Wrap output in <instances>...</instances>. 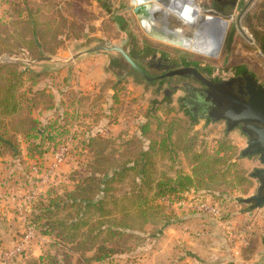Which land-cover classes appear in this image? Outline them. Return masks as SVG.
I'll return each instance as SVG.
<instances>
[{
	"label": "rangeland",
	"instance_id": "rangeland-1",
	"mask_svg": "<svg viewBox=\"0 0 264 264\" xmlns=\"http://www.w3.org/2000/svg\"><path fill=\"white\" fill-rule=\"evenodd\" d=\"M71 1H75L76 6H71L69 10L65 9L68 15L73 13L74 7L86 12L85 14L82 12L78 14L79 19L86 23L85 36L77 40L68 39V35L61 31L59 38L63 43L58 48L57 53L51 55L69 56L102 40L111 41L112 43L123 44L127 50L135 49L137 51L139 49L144 50L147 54H151L154 50L163 51L177 62L187 59L199 61L202 66L210 65L212 75L218 79L237 75V68L245 67L264 84V55L256 44L251 28L246 23V18L249 16L252 17L253 25L257 24L254 15L264 0H194L195 6L200 10V21L207 16L221 17L227 22L230 21L222 49L217 56L198 52L172 40L180 34L191 37L196 26L189 25L173 13L166 6L170 0H161L160 3L152 6L153 9L155 6L157 11L161 9L155 13L153 24L135 13L134 8L137 4L133 0ZM60 7L64 9V5ZM5 8V3L0 1V18H5ZM243 11L245 12L243 13ZM94 17L96 19H93ZM116 19L120 22H116ZM240 26L247 35L242 32ZM172 32L180 33L173 34ZM37 59H30L26 54H3L0 57V63L20 61L35 70L44 71L47 77L39 84V87H46L48 92L56 95L57 100H61L63 97L65 105L62 109H66L71 122L70 133L64 138V142L70 144L71 153L69 152L67 162L63 164L62 170L55 175V179L47 184L45 190L47 192L52 190L63 193L65 190L74 187L75 180L73 179L77 181L84 173L92 172L95 166L91 165L96 164L97 153L106 147V139L111 140L106 152L117 153L116 157L118 158L119 152L125 149L124 144L127 141L140 137V127L149 119L148 117L156 114L164 120L171 118L187 120L188 118L185 114V107H183V101L188 97V94L184 98V93L177 91L171 96H166L162 90H157L154 83H144L133 76L121 79L109 69L110 57L106 54L95 53L94 56L81 57L72 64L36 61ZM70 65H73L72 68ZM68 66L70 69L67 68ZM121 69L120 72L123 73ZM72 101L74 106L68 107ZM34 113L37 116L40 115L38 110H35ZM74 125L75 128H73ZM185 127H188L187 123ZM94 128L101 131L97 132V136H95L101 143L95 144L91 149L85 145L84 149L82 139L88 131ZM226 128L227 124L224 120L211 122L206 117H201L198 118V123L190 128V132L198 134L199 146L197 149L199 151L203 150L204 147H208L207 150L212 151L218 147L219 141L223 139ZM227 131L229 132L227 136L235 145L237 152L236 157H234L235 166L231 173H228L221 181L217 179L210 184L212 190L207 191L211 195L204 194L205 196H203V194L190 193L191 195L186 194L185 200L207 198L216 202L223 209V220H235L237 229L249 231L248 234H251V242L247 246L241 247L242 256L249 259L250 264H264V208L252 210L242 200L255 192L257 181L251 173L256 168L264 167V163L260 161L258 155L241 156L242 149L247 144V137L240 129L230 131L227 129ZM71 135L73 140L67 141L66 139ZM23 137L22 135L19 136L21 147L24 145V152L21 153V160L24 161L23 167L26 165L25 162H28V159L25 158L29 156L28 154H32L33 160L36 159L35 161L31 160L29 166L40 161L37 155H39L38 157L43 156V161L51 160L53 151L46 152L43 148L44 145H40L38 148L32 145L35 151L30 152L27 150L29 143ZM145 144L147 145V142ZM167 164L166 161H160L159 169H167ZM177 164L178 168L186 172L192 170L189 157L185 154L180 155ZM99 167L102 168L101 165ZM169 172L173 171L169 170ZM242 175L247 180L239 181L238 176L241 177ZM129 183L127 181V184ZM238 198L241 200L239 201ZM160 203L162 204L160 212L157 214L150 213L147 217H141L136 211L126 215L117 214L112 217V221H121L130 227L125 234L115 239L114 245L118 253L120 252L118 255L121 257L120 260L135 261L141 253L154 249V239L158 237L159 229L166 224L167 218L172 217L173 213L172 204L165 203V201ZM30 207L31 210L28 213L32 219V214L36 208L33 205ZM185 207V212L198 214L197 218L200 220L209 218L197 209L190 206ZM248 209L255 214L250 216L248 212H245ZM164 215L168 216L166 220ZM215 219L222 225V219ZM210 221L212 220L200 222L208 224ZM18 234L20 233L18 232ZM49 243L47 242L45 245V251L50 248ZM51 248L55 255H60V258L63 259L62 262L67 264V261L72 262L77 254L80 255V253L72 251L70 245L62 247L55 244ZM90 254L91 252L86 253L87 256ZM23 257L24 255L20 258ZM36 263L37 258H33L29 262V264Z\"/></svg>",
	"mask_w": 264,
	"mask_h": 264
},
{
	"label": "trees",
	"instance_id": "trees-1",
	"mask_svg": "<svg viewBox=\"0 0 264 264\" xmlns=\"http://www.w3.org/2000/svg\"><path fill=\"white\" fill-rule=\"evenodd\" d=\"M0 1L6 5L5 18H0V57L3 54H26L34 60L57 53L63 43L59 38L61 31L68 35V39L77 40L85 36L86 23L79 19L78 14L86 12L77 7L72 14L65 11L76 6L75 1ZM254 19L257 24L253 25L249 16L246 23L264 55V3L256 9ZM243 68H237V74ZM46 77L44 71L35 70L20 61L0 63V157L10 155L22 167L24 161L21 160L19 136H24L26 142L37 148L44 145L46 152H52L64 143V138L70 133L71 122L66 109H62L65 105L63 97L59 101L46 87H39ZM73 101L68 107L74 106ZM183 107L187 120H164L156 114L148 117L140 127V137L127 141L118 158L117 153L106 152L111 142L106 139V147L97 153L96 164L91 165L95 166L92 172L84 173L77 181L73 179L75 185L72 189L63 193L49 190L32 203L36 209L31 220L42 235L53 237L55 241L51 242V247L55 244L62 247L70 245L86 264L120 260L115 239L130 227L124 222L112 221L113 216L132 211L141 217L157 214L162 208L160 202L185 200L186 194L190 193L210 194V184L231 173L237 152L227 136V128L217 148L208 151V147H204L199 151L198 134L190 132L198 119L192 116L185 103ZM35 110L39 113L48 111L55 119L43 121L34 115ZM97 132L101 131L94 128L84 135V149L85 145L91 149L101 143L95 137ZM181 154L189 157L191 172L178 168ZM38 159L42 161L43 156ZM160 161L168 163L167 169H159ZM29 168L28 165L22 168L24 184L32 183ZM238 178L241 182L247 180L243 175ZM223 214L215 218L221 220ZM164 217L166 220L168 216ZM224 221L229 220L222 219ZM51 247L36 264H65ZM88 252L91 254L87 256Z\"/></svg>",
	"mask_w": 264,
	"mask_h": 264
},
{
	"label": "water",
	"instance_id": "water-1",
	"mask_svg": "<svg viewBox=\"0 0 264 264\" xmlns=\"http://www.w3.org/2000/svg\"><path fill=\"white\" fill-rule=\"evenodd\" d=\"M160 1L133 0L137 4L134 11L153 24L157 9L155 6L152 9V6L160 3ZM240 29L246 35L242 26ZM172 33L176 34L175 32ZM250 39L253 41L252 38ZM95 53L108 55L110 57L109 69L121 79L124 76H122L120 69L122 68L121 70L125 74L126 67L136 69L148 81L176 75L193 78L197 83L184 82L174 86L175 88L183 87L187 91L188 97L185 99V105L192 116L195 119L206 117L211 122L224 120L229 131L240 129L247 137V144L242 149L241 156L258 155L260 161L264 163V84L248 68L244 67L236 76L215 81L214 78L210 77L211 71L208 69L202 72L197 66H179L167 58L153 55L147 59V64L168 70L166 74L153 78L132 59L123 44L103 40L73 55H47L36 61L72 64L81 57ZM167 90L170 91V88ZM251 174L257 181L256 190L242 200L252 210L264 208V167L254 169Z\"/></svg>",
	"mask_w": 264,
	"mask_h": 264
},
{
	"label": "crops",
	"instance_id": "crops-1",
	"mask_svg": "<svg viewBox=\"0 0 264 264\" xmlns=\"http://www.w3.org/2000/svg\"><path fill=\"white\" fill-rule=\"evenodd\" d=\"M143 18L145 19V17ZM88 56H94V54ZM72 66L73 65H70V68H72ZM67 68L70 69L69 66ZM39 114V116H37L34 113L36 117L41 118L43 121L50 120L53 117L48 111H42V113ZM21 149L23 153L24 145H22ZM27 150L30 152L32 150L35 151L31 144H27ZM28 155L29 156L25 157L28 159V162L25 163L29 166V162L35 161L36 159L33 160V158H31L32 154ZM38 156L39 155H37V158ZM62 167L63 165L60 166L59 171L62 170ZM22 168V164L18 165L17 160L13 159L10 155L0 157V183L2 184V187L0 186V194H4V196H0V257L2 253L12 245L18 232L20 233L23 229L17 211V204L9 196L10 187H13L19 191V193H25L32 187L31 182L24 184ZM188 202L189 201L186 200L184 206H188ZM184 206L182 208V206L173 205L172 217H168L166 224L159 229L160 232L158 233V237L154 239V249L149 252L141 253L137 260L143 261L144 264L251 263L249 259L242 256V246H247L248 243L251 242V234H248L249 231L237 229L235 220L222 222V225H220L221 222H218L217 219L207 214L209 218L200 220L197 218L198 214L185 212L184 210L186 207L184 208ZM28 209L31 210V207H28ZM248 213L250 216L255 214L251 210ZM210 219L212 221L208 222V224H202L200 222ZM229 224L234 227L235 230H238L242 237H246V240H240L238 243L232 242L229 239L228 230L226 229ZM54 241L53 237L47 236L46 239L33 243L28 252L24 254V257L17 259L13 264H29L33 258H37L39 262L42 256L45 255V252H48L50 249L45 251L47 242H50L49 247H51V242ZM68 264L86 263L83 257L77 254L74 260L72 259V262ZM91 264L102 263L92 262Z\"/></svg>",
	"mask_w": 264,
	"mask_h": 264
},
{
	"label": "built area",
	"instance_id": "built-area-1",
	"mask_svg": "<svg viewBox=\"0 0 264 264\" xmlns=\"http://www.w3.org/2000/svg\"><path fill=\"white\" fill-rule=\"evenodd\" d=\"M75 127L76 126L74 125L73 128ZM66 140H73V136H69ZM69 152L71 153L70 144L65 141L54 149L50 161L46 162L42 160L30 165L32 187L25 193H19V191L10 187L9 196L17 204V211L21 219L23 229L20 234L15 236L12 245L2 253L0 257V264H13L17 259L25 254L27 249H29L33 243L47 238V236L42 235L38 231V228L32 222L28 213V207H30L39 197L44 196L47 193V191H45L47 184L55 179V175L59 173L60 166L67 162ZM0 186L2 187L1 183ZM0 196H4V194H0ZM165 202L172 205L175 204L178 206H184L186 200L173 202L166 200ZM188 206L212 217H220L222 215V208L216 202L210 201L207 198L190 200L188 202ZM226 229L228 230L229 239L232 242L238 243L240 240H246V237H242L238 230H235V228L230 224L226 227ZM102 264H144V262L141 260H117L113 262H104Z\"/></svg>",
	"mask_w": 264,
	"mask_h": 264
},
{
	"label": "bare ground",
	"instance_id": "bare-ground-1",
	"mask_svg": "<svg viewBox=\"0 0 264 264\" xmlns=\"http://www.w3.org/2000/svg\"><path fill=\"white\" fill-rule=\"evenodd\" d=\"M166 6L184 22L196 26L191 37L180 34L172 39L173 41L204 54L219 55L230 21L215 16H207L200 21V10L193 0H170Z\"/></svg>",
	"mask_w": 264,
	"mask_h": 264
},
{
	"label": "flooded vegetation",
	"instance_id": "flooded-vegetation-1",
	"mask_svg": "<svg viewBox=\"0 0 264 264\" xmlns=\"http://www.w3.org/2000/svg\"><path fill=\"white\" fill-rule=\"evenodd\" d=\"M160 10H158V11H160ZM158 11H156V12H158ZM125 50L132 57V59L136 63H138L153 78L164 75L168 72V70L159 69V68H156L153 66H149L147 64V59H150L153 55H158V56H162L164 58H167L169 61L175 62L179 66H182V65L197 66L202 72H204L207 69L210 71L212 70L210 65L202 66L199 63V61H196V60L187 59V60H182L180 62H177L163 51L154 50L151 54H147V53H145L144 50L141 51L139 49L137 51H135V49H133V50L125 49ZM122 76H124L123 79H125L129 76H133V77L137 78L138 81H142V82L148 83V84L154 83V84H156L157 90L158 91L162 90L166 96H171L174 93H176L177 91H182L184 93V98L187 97V93H186L185 89L183 87L175 88L174 86H178L184 82H188V83H194L195 82V83H197L193 78H188V77H183V76H178V75L170 76V77L155 78L153 80L148 81L139 71H137L134 68H127L126 73L125 74L122 73ZM234 76H236V75H234ZM210 77L214 78L215 81L222 80V79H218V78L214 77L212 75V72L210 73ZM167 88H170V91L167 90ZM167 93H170V94H167ZM183 103H185V100L183 101Z\"/></svg>",
	"mask_w": 264,
	"mask_h": 264
}]
</instances>
